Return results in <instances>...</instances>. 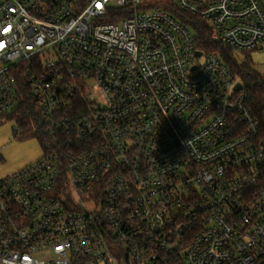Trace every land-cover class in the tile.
I'll use <instances>...</instances> for the list:
<instances>
[{"label": "built area", "instance_id": "1", "mask_svg": "<svg viewBox=\"0 0 264 264\" xmlns=\"http://www.w3.org/2000/svg\"><path fill=\"white\" fill-rule=\"evenodd\" d=\"M181 12L264 48V0H0V114L51 138L0 179V264H264V117Z\"/></svg>", "mask_w": 264, "mask_h": 264}, {"label": "trees", "instance_id": "2", "mask_svg": "<svg viewBox=\"0 0 264 264\" xmlns=\"http://www.w3.org/2000/svg\"><path fill=\"white\" fill-rule=\"evenodd\" d=\"M180 18L187 22L193 31L194 44L197 48L203 51H216L218 52L226 64L229 66L231 72L238 76L244 89L252 99V107L256 114L262 119L264 117V75L257 72L251 67L250 56L245 54L244 51H238L231 47L225 46L218 42L213 37L212 30L206 22L197 15L187 12H181ZM36 105L29 98L24 97L20 104L9 114H0V120L8 118L14 114L21 121L22 126H25V132H29L27 127H37L40 130H34V134L40 138L42 145H51V138L46 134L43 124L37 117ZM28 122L25 123L24 121ZM32 124V125H31ZM24 128V127H23Z\"/></svg>", "mask_w": 264, "mask_h": 264}, {"label": "rangeland", "instance_id": "3", "mask_svg": "<svg viewBox=\"0 0 264 264\" xmlns=\"http://www.w3.org/2000/svg\"><path fill=\"white\" fill-rule=\"evenodd\" d=\"M245 54L250 56L251 67L264 75V48L260 51H247ZM201 60L202 57L195 59L198 62ZM235 81H240L238 76H235ZM24 122L27 123L28 121L25 120ZM20 124L21 121L14 114L0 120V179L36 161L44 153V145L40 142V138L34 134L36 130L40 129L37 127L29 128V124L27 129L31 131L25 132V126Z\"/></svg>", "mask_w": 264, "mask_h": 264}, {"label": "water", "instance_id": "4", "mask_svg": "<svg viewBox=\"0 0 264 264\" xmlns=\"http://www.w3.org/2000/svg\"><path fill=\"white\" fill-rule=\"evenodd\" d=\"M195 54H196V55H199V51H196ZM240 87H241V83H240V82H236L234 88H235V89H239Z\"/></svg>", "mask_w": 264, "mask_h": 264}, {"label": "snow or ice", "instance_id": "5", "mask_svg": "<svg viewBox=\"0 0 264 264\" xmlns=\"http://www.w3.org/2000/svg\"><path fill=\"white\" fill-rule=\"evenodd\" d=\"M99 6V5H98Z\"/></svg>", "mask_w": 264, "mask_h": 264}]
</instances>
